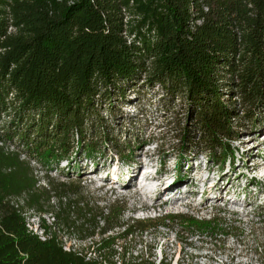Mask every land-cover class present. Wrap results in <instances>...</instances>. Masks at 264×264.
<instances>
[{"label":"trees","instance_id":"obj_1","mask_svg":"<svg viewBox=\"0 0 264 264\" xmlns=\"http://www.w3.org/2000/svg\"><path fill=\"white\" fill-rule=\"evenodd\" d=\"M154 87L160 107L178 100L185 111L181 156L231 160L229 142L264 114V0H0V264H116L119 238L174 217L196 229L213 223L173 214L124 224L115 207L82 212L76 226L65 209L56 212L80 239L95 233L100 215L102 235L125 225L97 242L103 263L64 251L55 235L29 233L12 202L26 193L28 206L45 211L51 194L79 192L50 172L76 155L128 151L110 125L115 102ZM31 161L51 188L39 185Z\"/></svg>","mask_w":264,"mask_h":264},{"label":"rangeland","instance_id":"obj_2","mask_svg":"<svg viewBox=\"0 0 264 264\" xmlns=\"http://www.w3.org/2000/svg\"><path fill=\"white\" fill-rule=\"evenodd\" d=\"M158 100L159 92L154 87L131 92L126 100L115 102L110 125L114 135L129 143L128 151L108 149L91 158L76 155L71 162L62 161L50 172L53 182L65 181L79 187V192H67L62 197L51 194L44 211L45 216L51 219V215L56 221L50 230L65 246L94 257L98 253L97 242L122 231L125 225L102 235L99 229L104 220L100 215L96 217L95 233L79 239L76 228H69L65 218L55 216L56 212L65 209L68 221H74L76 226L84 220L82 212L89 218L100 209L109 214L115 207L124 208L120 218L124 224L173 214L211 218L213 223L204 229L189 227L174 217L147 231L119 238L114 244L117 253L113 260L122 264L124 253L132 264L140 260L153 264H264V114L258 113L253 122H246L244 137L229 142L233 157L219 165L209 161L205 152L180 155L177 135L186 124L185 111L178 100L167 109L160 107ZM257 163L263 165L256 166ZM31 164L39 185L51 188L39 164ZM135 172L136 179L126 185ZM146 174L159 181L150 176L144 184L142 176ZM200 178L207 181L203 183ZM167 180L175 186L161 195L153 194L156 187L164 189L161 181ZM216 181L219 186L214 191L221 197L213 200L212 185ZM179 185H183L180 197L172 192Z\"/></svg>","mask_w":264,"mask_h":264},{"label":"built area","instance_id":"obj_3","mask_svg":"<svg viewBox=\"0 0 264 264\" xmlns=\"http://www.w3.org/2000/svg\"><path fill=\"white\" fill-rule=\"evenodd\" d=\"M73 1L74 0H68V2L70 3ZM26 200H27L26 193H22L21 195L14 197L12 202L15 203V207H19V211L25 220V226L29 233L37 236L42 241L49 240L55 235L57 237V240L61 242L64 251L76 253L78 255L86 257V259L88 258L100 259L103 263H105V259H103V257L100 256L101 254L99 252L97 253V256L91 257V254L90 256H88L83 251L81 250L78 251L75 247H71V245L65 246V243L62 241V239L58 238L57 233L53 230H50V225H54V223L56 222L55 218L51 216L50 213H47L50 215L51 219H49L48 215L46 216L44 215L45 214L44 211L37 210L32 206H28L26 204ZM116 264H120V261H117V259H116Z\"/></svg>","mask_w":264,"mask_h":264},{"label":"bare ground","instance_id":"obj_4","mask_svg":"<svg viewBox=\"0 0 264 264\" xmlns=\"http://www.w3.org/2000/svg\"><path fill=\"white\" fill-rule=\"evenodd\" d=\"M261 165H263V163H257V165L256 166H260L261 167ZM145 171V170H144ZM145 173H148V170H146V172ZM154 172H152V174H153ZM138 176V173L137 172H135V173H133L131 176H130V178H129V181H128V183L126 184V185H130V182H132V181H134L135 179H136V177ZM150 176H151V179L153 180H155V181H159V179H158V177L157 178H155V176L154 175H145V176H142L143 178V181H144V184H146V183H148V181L150 180ZM149 178V179H146L145 180V178ZM105 179H108V176H106V177H104ZM200 180H201V178H200ZM142 181V180H141ZM203 181V183L204 182H206L207 181V178H203L202 180H201V182ZM163 184H162V186H165V188L164 189H162V188H159V189H157V187L156 188H154V190H153V194H155L156 196L157 195H161V194H163V193H165L166 191H168V190H170L171 189V187H173V186H175V183L172 181L171 182V180H167V181H161ZM219 186V183L216 181V182H214V184L212 185V191L213 192H211V194L213 195V200H216V199H219L221 196H220V194L219 193H216V191H214V189L215 188H217ZM177 188H175L172 192H176V193H179V197L181 196V193L183 192V185H179V186H176ZM141 188H144V187H141ZM146 188V187H145ZM184 192H185V190H184ZM203 192H205V190L203 191ZM175 193V194H176ZM186 194V193H185ZM171 196V195H170ZM150 197H152V195L150 196ZM246 198V196L243 198V199H245ZM201 200H202V196H201Z\"/></svg>","mask_w":264,"mask_h":264},{"label":"clouds","instance_id":"obj_5","mask_svg":"<svg viewBox=\"0 0 264 264\" xmlns=\"http://www.w3.org/2000/svg\"><path fill=\"white\" fill-rule=\"evenodd\" d=\"M241 206H243V205H241Z\"/></svg>","mask_w":264,"mask_h":264}]
</instances>
